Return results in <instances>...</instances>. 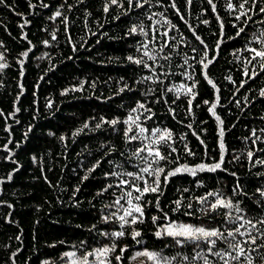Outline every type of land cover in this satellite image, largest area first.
<instances>
[{"label": "trees", "instance_id": "obj_1", "mask_svg": "<svg viewBox=\"0 0 264 264\" xmlns=\"http://www.w3.org/2000/svg\"><path fill=\"white\" fill-rule=\"evenodd\" d=\"M241 2L148 0L142 8L135 7V0L131 7L128 0L0 3V63L8 65L0 69V264H67L64 253L75 251L79 256L113 243L117 247L110 254L112 264H117L115 257L125 247L120 264H140L131 257L143 248L191 257L195 255L191 244L179 247L169 237L156 238L152 217L165 222L167 213L176 221L222 226L223 216L196 211L201 205L195 198L209 191L219 190L240 201L249 218H264V197L257 191L264 190V163L258 162L264 161V71L258 61L247 64L252 54L244 50L246 45L260 47L249 41L253 33L264 30V13L254 10L251 20L237 21L239 12L228 5L238 7ZM141 25L147 35L140 31ZM133 26L136 33L129 31ZM240 27L245 31L237 36ZM143 43L155 60L143 56ZM205 51L213 61L206 72L215 88L204 76ZM128 56L145 60L155 71L130 62ZM188 87L194 98L187 94ZM138 102L150 110L133 113L143 127L173 133L177 151L169 159L178 157V162L164 164L166 170L212 164L222 154L225 170L172 177L160 197L163 212L155 207L156 196L149 194L143 198L151 201L144 223L121 229L116 217L109 222L102 219L118 207L106 206L132 190L116 185L121 179L140 187L143 183L105 174L139 172L145 166L133 155L143 137L128 142V125L123 123ZM213 103L222 126L209 110ZM114 119L121 123L114 127L104 123ZM138 131L133 127V134ZM98 162L95 171H89ZM197 181L203 186L198 187ZM237 184L243 194L233 195ZM108 185L113 187L98 195ZM178 199L191 203L188 211L194 215H184L183 208L174 212ZM133 228L141 231V244L131 238ZM121 230L126 235L120 239L105 235ZM259 244L264 238L257 239ZM249 255L254 264H264V247Z\"/></svg>", "mask_w": 264, "mask_h": 264}, {"label": "snow or ice", "instance_id": "obj_2", "mask_svg": "<svg viewBox=\"0 0 264 264\" xmlns=\"http://www.w3.org/2000/svg\"><path fill=\"white\" fill-rule=\"evenodd\" d=\"M119 0H111L112 4H117ZM148 0H135V7L142 8L144 3H147ZM0 3H3V0H0ZM209 3H212V0H209ZM129 6H133V0H128ZM264 0H242L238 7H234L229 3V8L233 11H238L239 14L235 17V20L241 21L244 18V21L251 20L252 17L249 15L250 12L258 10V13H264ZM245 5H250L248 8ZM47 6V5H45ZM175 5L173 4V7ZM215 9V5H213ZM105 11H108V8H105ZM61 13L57 11L55 16L59 17ZM151 18V17H149ZM264 23V21H261ZM235 27V25H233ZM223 28V24H221ZM131 33L137 32V27L133 26L130 30ZM140 31L147 35L143 31V26H140ZM245 31L244 27H240L237 31V36L240 33ZM55 38V37H53ZM198 40L199 36L196 37ZM46 43V42H45ZM201 43L203 41L201 40ZM249 44H259L260 47H251L245 46V51L250 52L252 55L250 58H247V64H252V61H258L260 63L261 70L264 71V30L260 31L257 35L253 33V38L249 41ZM219 46V45H218ZM141 48L144 49L143 56L147 57L149 60H155V57L149 54L148 44L143 43ZM207 49V45H205ZM235 54V53H234ZM27 56V52L24 53ZM3 59V56H0V60ZM127 59L137 65H142L145 68H148L149 71L154 72L155 69L148 65L145 60L138 59L133 56H128ZM204 61H207L205 63ZM204 61H201L203 68L205 69L204 76L207 82L215 88L216 85L208 77L206 69L209 64L213 61L209 60L207 57V52L205 51ZM8 65L5 63H0V69L6 68ZM256 73H253V76ZM244 75L248 76V70L245 68ZM144 79H151V77H145ZM183 87V86H182ZM121 91H124L122 88ZM187 94H192V88H187ZM193 98H194V94ZM261 96H264V91L261 92ZM191 103V101H189ZM205 103H208L207 101ZM50 106V105H49ZM216 104L213 103L210 105V111L213 116L217 119L219 124L222 126L223 121L215 112ZM138 109H146L144 103H137V108L131 110L128 118L123 121L128 128L125 130V138L128 142L135 140H140L143 137V140H147V143L142 142V146L137 148L133 153L136 157H139L144 162V167L139 169V172H122V173H106L105 175H114V176H128L132 180H139L143 183V187H140L136 184H132L129 180L121 179L117 187L127 188L131 186L130 191L125 192L122 196L118 197L113 205H108L106 207H117V211L110 214L102 216V219L105 222H109L113 217H116L120 221V228L123 229L126 226H132L136 224L144 223L145 217V207L151 204V201L144 200L143 198L149 194L156 196L155 207L158 211L163 212L160 204V197L163 196L164 188L167 186L169 180L172 177L181 176V175H191L196 177L200 172H216L217 170H225L222 166L224 164L223 154L221 159L212 164L200 163L195 166H189L187 164L178 165L175 168L166 170L164 164L168 163H177V160H170L169 157L171 153L176 152L177 149L172 145L175 143L173 138V133L169 129H161L159 127L149 131L139 123V116L133 115L137 113ZM151 118V117H148ZM111 126H115L118 123H121L119 119H114L112 121H104ZM85 128L88 127L87 124L84 125ZM96 127H100L98 123ZM133 127L138 129V133L133 134ZM76 133H74L75 135ZM224 130L220 128V137L222 138ZM255 135V132H253ZM221 149L223 150L224 145L221 139L220 144ZM163 148H168L169 151H162ZM187 149V145H185ZM141 154H146L142 156ZM188 154L192 155L191 150H188ZM249 158L253 156L252 152L248 153ZM259 163H264V161H258ZM99 166V162L93 166L89 171H95V168ZM235 175V173H232ZM163 177V184L161 181ZM88 177L85 176L84 179ZM10 179V177H9ZM197 186H203L200 181H197ZM113 187V185H108L105 187L98 195H102L103 192H106L108 188ZM241 186L237 184L233 188V195L243 194L241 191ZM188 191V189H184ZM261 197H264V190H257ZM133 192L138 195L133 196ZM211 197V199H209ZM196 202L201 205L200 208L196 209L197 212H200L203 215H209L210 213H216L217 215L223 216L225 219L222 222V226L207 227L205 225H196L192 223H186L181 221L172 220L167 213L163 215V221H161L160 216H153L152 222L157 226V231L154 235L157 239H164L166 237L171 238L175 244L179 247H184L188 244L193 246L195 255L189 257L187 255H181L177 253L174 256L165 255L163 249L160 251L151 250L148 248H143L139 251H136L131 259L140 260V264H173L175 261L176 264H195L196 261H202V264H215V261L209 260V256L216 257L217 260L222 261L223 264H254L253 257L249 255L250 251H256L258 248L264 247V244L257 245V239L264 238V218L256 219L249 218L244 214V209L240 207V201H234L230 197H226L221 191H209L201 197H196ZM124 201L125 204H122L121 201ZM143 201V203H141ZM175 204L174 212H179L182 208L185 209L184 215L192 216L193 212L188 211L192 208L191 203L184 204L182 199H178L173 202ZM259 203V201H257ZM224 210V211H220ZM122 213V214H118ZM227 225H232L228 227ZM253 232L256 235H253ZM105 235H110L114 239H120L126 235L125 231H114L111 234L105 233ZM131 238L136 241L138 244L142 243V240L138 239L142 236L140 230L133 228L130 233ZM238 237H247V239H238ZM245 244L249 245L248 248L245 247ZM219 245V246H218ZM251 245H256V248H251ZM117 245L113 243L111 246H105L99 249H94L91 251H84L81 255H77L75 251L67 252L63 254V257L67 258V264H112L110 259V254L116 251ZM167 247V245H165ZM127 251V248L120 249V255L115 257L117 264H120L124 259V253ZM62 257V258H63ZM179 257V259H178ZM91 258V259H90ZM264 258V257H262Z\"/></svg>", "mask_w": 264, "mask_h": 264}]
</instances>
